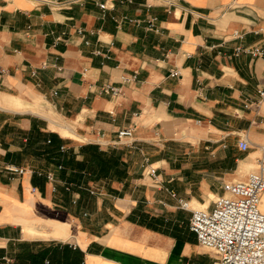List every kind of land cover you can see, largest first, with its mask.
Segmentation results:
<instances>
[{"label":"crops","instance_id":"1","mask_svg":"<svg viewBox=\"0 0 264 264\" xmlns=\"http://www.w3.org/2000/svg\"><path fill=\"white\" fill-rule=\"evenodd\" d=\"M131 1L0 0V261L8 247L16 257L54 243L77 246L82 264L215 263L179 199L213 210L226 183L264 161V102L247 107L264 85V56L237 51L264 49V0ZM124 17L144 25L114 20ZM108 84L122 94H104ZM46 115L81 138L52 130ZM84 146L116 152L119 168L99 172ZM50 171L57 195L36 174ZM66 183L76 207L90 203L87 219L55 209L58 194L73 203ZM35 216L66 224L72 238H25Z\"/></svg>","mask_w":264,"mask_h":264},{"label":"built area","instance_id":"2","mask_svg":"<svg viewBox=\"0 0 264 264\" xmlns=\"http://www.w3.org/2000/svg\"><path fill=\"white\" fill-rule=\"evenodd\" d=\"M45 1V0H41ZM129 2H132L129 0ZM101 9H107L106 4L100 5ZM121 25L129 21L138 26L144 25L141 20H132L128 17L123 19L114 18ZM157 18H150L145 22L146 30L156 31ZM78 34L83 35L84 29H79ZM89 44V43H88ZM238 53H249L253 57H263L264 49L262 47L238 48ZM100 55V52H95ZM47 64H43L46 68ZM178 71L172 72L173 77L179 76ZM124 81H128L124 78ZM102 92L106 95L118 97L122 94L121 88L112 85L103 87ZM57 94V93H55ZM264 102V85L258 90V97L255 102L247 104V107L255 105L258 109ZM135 128V127H134ZM134 128L121 130L118 132L117 142L120 144L125 139L133 137ZM250 148L247 139L240 141V149L247 151ZM62 152L66 151L65 147L61 148ZM258 171L251 172L244 181L228 182L224 185L226 194L215 201L213 210L207 209H190V203L179 199L180 208L191 210L190 230L197 236L200 245L213 251L217 259L214 264H264V213L260 209L261 199L264 194V161L257 160ZM59 170L64 167L59 166ZM6 170L11 174L24 175L26 170L17 166H8ZM156 171L151 170L155 175ZM37 176L44 177L52 187V192L58 191L57 177L55 172L48 173L36 172ZM67 193H72L74 205L78 204L72 184L64 185ZM92 195L96 194L90 190ZM177 197L176 194H172ZM88 216V213H85ZM76 250L77 246H71ZM1 261L5 264H12L10 257L4 256ZM46 263H49L46 261Z\"/></svg>","mask_w":264,"mask_h":264},{"label":"trees","instance_id":"3","mask_svg":"<svg viewBox=\"0 0 264 264\" xmlns=\"http://www.w3.org/2000/svg\"><path fill=\"white\" fill-rule=\"evenodd\" d=\"M81 153L85 155L84 162L96 166L99 172H111L119 168L120 158L116 152L106 153L92 146H84ZM80 254L79 248L74 250L69 245L53 243L37 253L30 248L22 250L16 256V264H46L48 258L52 259V264H82Z\"/></svg>","mask_w":264,"mask_h":264},{"label":"bare ground","instance_id":"4","mask_svg":"<svg viewBox=\"0 0 264 264\" xmlns=\"http://www.w3.org/2000/svg\"><path fill=\"white\" fill-rule=\"evenodd\" d=\"M51 121V128L55 131H60L64 136L72 138H81L72 128L57 123L51 119L50 115H46ZM31 226L24 228L25 238L45 237L56 238L58 240L68 241L72 238L68 226L56 220L41 218L39 216L31 217ZM37 239V238H36Z\"/></svg>","mask_w":264,"mask_h":264},{"label":"rangeland","instance_id":"5","mask_svg":"<svg viewBox=\"0 0 264 264\" xmlns=\"http://www.w3.org/2000/svg\"><path fill=\"white\" fill-rule=\"evenodd\" d=\"M55 195H57V193H55ZM56 203H57V206H55V209H57V210H60V209L63 210L64 208H66L67 210L72 211L74 214H76L77 216H80L83 219H87L88 218V217L84 216V213H85L84 211L85 210H83V209H86L88 212H91L92 211V208H91L90 203L88 204V202H87L85 204V207H83V208H81L79 205L76 207V205H74L70 201L69 198H66L65 196H63L61 194H58V202H56ZM44 244L49 245L50 242H47V243H45V242L44 243H39V244L36 245L37 247H35V248L41 249L44 246ZM8 248L9 249H7V250L9 251V256L12 258V261H14L15 263H17V258L11 256V248L10 247H8ZM14 249H17V247L16 248L14 247ZM18 250H19V248H18ZM18 252H20V251H18ZM18 252H15V254H17ZM47 262H50L52 264V259L48 258L47 259ZM0 264H2V261H0ZM46 264H49V263H46Z\"/></svg>","mask_w":264,"mask_h":264}]
</instances>
